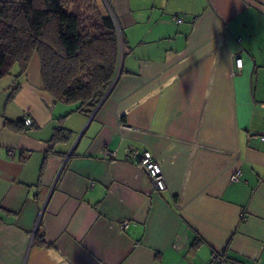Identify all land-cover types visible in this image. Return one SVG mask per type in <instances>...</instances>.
Wrapping results in <instances>:
<instances>
[{"label": "crops", "instance_id": "1", "mask_svg": "<svg viewBox=\"0 0 264 264\" xmlns=\"http://www.w3.org/2000/svg\"><path fill=\"white\" fill-rule=\"evenodd\" d=\"M103 2L124 52L91 113L53 100L36 54L0 78V264H264V0Z\"/></svg>", "mask_w": 264, "mask_h": 264}, {"label": "trees", "instance_id": "2", "mask_svg": "<svg viewBox=\"0 0 264 264\" xmlns=\"http://www.w3.org/2000/svg\"><path fill=\"white\" fill-rule=\"evenodd\" d=\"M34 54L43 89L53 100L91 113L118 67L119 42L110 13L99 0H0V78L16 67L21 76ZM64 136L65 128L58 125L50 147ZM35 240L45 244L39 232Z\"/></svg>", "mask_w": 264, "mask_h": 264}, {"label": "built area", "instance_id": "3", "mask_svg": "<svg viewBox=\"0 0 264 264\" xmlns=\"http://www.w3.org/2000/svg\"><path fill=\"white\" fill-rule=\"evenodd\" d=\"M110 15L112 17L115 30L117 33V37H118V42H119V61H118L117 71L109 86L107 93L112 89L114 83L116 82V79L119 73V68H120L121 61H122L123 52H124V41H123V35H122L120 24L117 21L116 17L111 12H110ZM174 19L176 22L182 21V18L178 16H175ZM234 62H235V66L238 69L242 67V58L240 57V55H236ZM262 107H264V104H262ZM23 122H24V125L30 126L32 124V119L30 117H25L23 119ZM261 139H264V137H261ZM12 152L13 150L10 149L9 153H12ZM105 154L113 155L114 152H110L106 150ZM126 158L128 160L136 162L141 167V169L145 172V174L149 178L154 190L161 191L166 188V181H165V177H164L161 165L158 159L156 158V156L150 150L131 149L127 153ZM239 174H240V171H236V173H234L231 178L233 180H237L239 177ZM126 225H127V221L121 222L122 227H125ZM206 264H236V263L232 258L228 257L225 253L214 251L211 254Z\"/></svg>", "mask_w": 264, "mask_h": 264}, {"label": "rangeland", "instance_id": "4", "mask_svg": "<svg viewBox=\"0 0 264 264\" xmlns=\"http://www.w3.org/2000/svg\"><path fill=\"white\" fill-rule=\"evenodd\" d=\"M3 1H19V0H3ZM99 2H100L101 7L104 10V2H103V0H99Z\"/></svg>", "mask_w": 264, "mask_h": 264}]
</instances>
